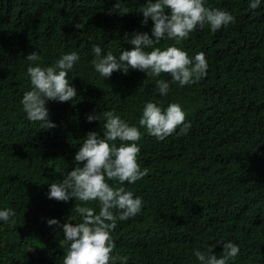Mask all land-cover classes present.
Instances as JSON below:
<instances>
[{"label":"trees","instance_id":"16d2710c","mask_svg":"<svg viewBox=\"0 0 264 264\" xmlns=\"http://www.w3.org/2000/svg\"><path fill=\"white\" fill-rule=\"evenodd\" d=\"M226 1L234 24L216 32L205 25L176 45L193 58L203 52L209 65L199 82L180 86L170 74L131 69L106 79L91 63L93 45L119 58L134 47L132 33L151 34L153 21L141 24L147 0H119L125 15L117 0H0V210L16 213L0 220V264H62L70 242L47 221L81 222L74 209L80 202L49 199L50 185L74 169L89 131L104 135L107 111L140 128L139 163L148 169L134 184L108 181L143 201L140 213L111 233L116 264H201L194 249L207 251L217 241L239 246L229 264H264V0L256 9L250 0ZM76 22L85 27L75 29ZM34 51L41 59L28 61ZM70 52L80 56L68 77L77 97L49 100L56 127L44 129L21 103L32 88L27 68L53 66ZM160 79L170 82L167 96L158 91ZM149 101L162 109L180 104L191 124L187 134L178 128L163 141L149 135L139 125ZM89 114L99 120L89 122ZM89 206L99 213L98 201ZM213 251L222 256L223 245Z\"/></svg>","mask_w":264,"mask_h":264},{"label":"clouds","instance_id":"9594fccd","mask_svg":"<svg viewBox=\"0 0 264 264\" xmlns=\"http://www.w3.org/2000/svg\"><path fill=\"white\" fill-rule=\"evenodd\" d=\"M226 3V0H147L140 11L143 15L141 24L147 25L150 18L153 21L151 34L145 31L132 33L128 42L134 47L122 51L119 58L112 51L102 54L101 46L93 45L95 59L91 63L95 71L106 79L115 71L127 74L131 69L146 72L147 77L170 74L171 83H178L180 86L199 82L207 75L209 67L205 54L199 52L193 58L176 45L205 25L216 32L223 26L234 24L236 18L230 13L232 11ZM260 4L261 0H250L249 7L256 9ZM114 7L120 15L128 13L126 8L121 7L119 0ZM74 27L82 30L85 25L76 22ZM164 39L174 40L176 43L162 50L156 45ZM26 59L37 62L41 57L34 51ZM79 59L77 52H70L62 54L53 66L36 65L27 68L32 88L24 93L21 103L30 121L41 122L44 129L56 127L48 119L46 103L49 100L73 101L77 97V89L69 82L68 77ZM157 88L161 95L167 96L170 82L160 79L157 81ZM104 116V135L89 131L75 154L74 169L62 181L50 185L49 199L68 202L75 198L80 202L76 203L74 209L81 222L73 223L68 220L61 224L55 218L47 221L49 226L58 225L62 228L65 240L70 242L62 264H116L117 258L113 256L116 244L111 233L118 221L136 216L143 207L142 198L134 197L133 192L126 191L124 187L110 186L108 183L111 180L118 181L121 185L125 182L134 184L148 174V169L141 170L139 163L141 148L137 141L142 136L140 128L130 126L113 111L105 112ZM87 119L92 122L99 120V117L98 114H89ZM139 125L145 127L149 135L161 141L178 128L180 135L187 134L191 128L190 122L186 123V113L180 104L171 103L166 109H162L151 101L143 108ZM116 141H120L119 146ZM92 201L99 202L98 214L89 206ZM15 215V211L10 208L0 210V220L6 223ZM11 223L14 224L15 220L11 219ZM197 237L209 243L203 233ZM218 244L223 245V255L219 257L213 251ZM206 247L207 251L194 249V255L201 264H229L240 252L239 246L232 241H217L215 245Z\"/></svg>","mask_w":264,"mask_h":264}]
</instances>
